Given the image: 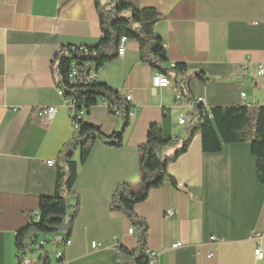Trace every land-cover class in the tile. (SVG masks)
<instances>
[{"label": "crops", "instance_id": "obj_1", "mask_svg": "<svg viewBox=\"0 0 264 264\" xmlns=\"http://www.w3.org/2000/svg\"><path fill=\"white\" fill-rule=\"evenodd\" d=\"M126 2L163 17L154 33L167 50V67L183 65V77L192 76L190 96L182 95L173 74L169 88L154 87L157 72L141 63L135 41L128 40L125 54L100 70L98 82L130 97L134 114L122 147L98 141L79 166L75 195L68 198L73 209L79 207L72 244L65 249L67 264H121L120 247L138 248L137 228L124 214L110 211V203L117 185L138 179L139 147L151 124L161 125L165 138L177 139L165 152L173 155L197 127L195 122L178 125L180 115L194 114L197 101L208 110L264 106V76L256 75L264 64V0ZM101 38L95 0H0V264H18L17 233L38 213L37 199L55 194L58 157L76 135L57 90L59 54L95 47ZM198 73L207 80L195 78ZM50 106L59 113L40 124L36 110ZM84 122L107 136L123 125L104 104L92 107ZM74 159L79 162V151ZM168 172L176 185L166 182L135 208L148 225L147 249L157 254L158 264H264L254 254L258 248L264 253V187L249 142L204 152L196 132ZM65 237L44 238L49 264H58L56 241ZM176 243L182 246L173 249ZM33 254L39 260V253Z\"/></svg>", "mask_w": 264, "mask_h": 264}, {"label": "trees", "instance_id": "obj_2", "mask_svg": "<svg viewBox=\"0 0 264 264\" xmlns=\"http://www.w3.org/2000/svg\"><path fill=\"white\" fill-rule=\"evenodd\" d=\"M95 6L100 20L102 38L97 46L86 48L90 52L88 57L96 62L99 69L118 58L117 49L120 41L126 38L139 44L141 63L150 66L157 73L167 76L173 74L182 95L189 99L187 83L192 76L183 77L185 72L183 65H176L174 69L167 67V50L162 40L154 33L156 24L163 18L156 10L138 9L126 0H111L110 5H104L101 0H95ZM121 12H128L129 18L115 19L113 17ZM66 51L59 54L57 86L65 90L66 96H75L79 109L85 108L88 113L92 107L104 104L111 115L122 118L123 125L120 130L107 136L102 133L100 127L85 123L84 120L79 121L80 130L63 147L58 157L59 168L55 194L37 199V219L31 217L32 220L17 233L18 254L29 251L35 241L48 235L65 233L66 237L70 238L79 206L77 204L73 209L68 198L75 195L73 186L79 166L85 163L94 144L98 141L108 147H122L124 135L130 125L129 114L132 106L120 91L100 82L85 86L68 84L66 76L70 58L66 57ZM194 77L202 81L207 80L202 73ZM192 115L197 127L190 131L187 140L173 155H166L165 152L168 148L176 146L177 139L165 138L161 125L151 124L146 142L139 147L138 179L117 185L112 194L110 211L124 214L137 228L139 235L137 249L128 250L124 247L118 249L117 259L121 264L149 263L145 255L148 250V225L137 215L135 208L148 199L151 191L162 188L166 182L176 185L174 178L168 172V165L188 150L196 132L202 136L204 152H219L224 144L249 142L252 154L256 158L257 179L264 187V106L214 107L205 110L203 105L195 103ZM77 151L80 152L79 162L74 159ZM39 255V264H49L50 255L45 248L39 251Z\"/></svg>", "mask_w": 264, "mask_h": 264}, {"label": "built area", "instance_id": "obj_3", "mask_svg": "<svg viewBox=\"0 0 264 264\" xmlns=\"http://www.w3.org/2000/svg\"><path fill=\"white\" fill-rule=\"evenodd\" d=\"M128 40L126 38H122L117 49L118 56H123L126 52ZM90 55L89 49L86 47H72L66 51V57L70 58V63L67 71L66 80L71 86H82V85H90L98 82V75L101 69L98 68L96 62L91 60L88 56ZM171 69L175 68L174 64L170 65ZM256 75L258 77L264 76V64H260L257 67ZM152 84L154 87L158 88H169L172 85L171 80L164 74L157 73L153 76ZM58 94L64 99L65 106L69 110V113L72 118V123L75 131L80 130V120H84L86 117L87 111L85 108H78V102L75 96L70 95L66 96L65 90L57 86ZM241 98L246 100V94L242 93ZM177 99H181V96L178 95ZM127 100L130 102L131 98L127 97ZM196 104H201L204 106V102L199 100ZM244 106L254 108L256 105L254 103H248ZM59 113V108L57 107H39L36 110V119L39 120L40 124H47L50 120H52ZM134 113L130 112L129 117L131 118ZM194 121L193 115H180L178 119V125H187ZM47 164L49 166H54V161H48ZM37 215V214H35ZM168 216L172 215V212L169 211L167 213ZM130 234L134 233V229L129 230ZM212 242H218L216 237H212ZM57 249L55 252V257L58 261V264H67L65 259V249H67L72 241L69 237H65L56 241ZM44 242L42 240H37L31 245V249L27 252L18 254L19 264H39L38 258L32 253L33 251L39 253L40 249L44 246ZM182 246V243H176L172 246L173 249L179 248ZM96 247V244H93V248ZM33 250V251H32ZM254 254L258 260H262L264 258V253L261 249H256ZM145 255L148 257V264H158L157 254L147 250ZM213 254L210 253L209 257H212Z\"/></svg>", "mask_w": 264, "mask_h": 264}, {"label": "rangeland", "instance_id": "obj_4", "mask_svg": "<svg viewBox=\"0 0 264 264\" xmlns=\"http://www.w3.org/2000/svg\"><path fill=\"white\" fill-rule=\"evenodd\" d=\"M105 0H102V3L104 2ZM104 4V3H103ZM105 5V4H104ZM109 8V7H108ZM113 17L115 19H127L129 18V13L128 12H121V13H118V14H115L113 15Z\"/></svg>", "mask_w": 264, "mask_h": 264}, {"label": "bare ground", "instance_id": "obj_5", "mask_svg": "<svg viewBox=\"0 0 264 264\" xmlns=\"http://www.w3.org/2000/svg\"><path fill=\"white\" fill-rule=\"evenodd\" d=\"M175 65V64H174ZM176 66V65H175ZM157 74V73H156ZM162 74V73H161ZM165 75V74H164ZM167 76V75H166ZM168 77V76H167ZM169 78V77H168ZM170 79V78H169ZM171 80V79H170ZM171 82H172V80H171ZM179 100V99H178ZM188 125V124H187ZM184 126V125H183ZM77 132V131H76ZM35 214H37V215H35ZM35 214H32L31 215V217H33V218H36L37 216H38V213H35ZM47 237V236H46ZM46 237H44V238H46ZM44 238H41V239H39V240H42L45 244H44V246L41 248V249H44L45 248V245H46V241L44 240ZM41 249H40V251H41ZM32 253H36V252H32Z\"/></svg>", "mask_w": 264, "mask_h": 264}]
</instances>
